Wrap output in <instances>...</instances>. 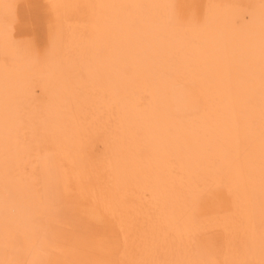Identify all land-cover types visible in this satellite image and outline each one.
<instances>
[{
	"label": "bare ground",
	"instance_id": "bare-ground-1",
	"mask_svg": "<svg viewBox=\"0 0 264 264\" xmlns=\"http://www.w3.org/2000/svg\"><path fill=\"white\" fill-rule=\"evenodd\" d=\"M42 1L50 50L27 66L0 48V264L36 241L49 151L115 220L119 264H203L212 227L236 264H264V0ZM205 200L221 221L198 218Z\"/></svg>",
	"mask_w": 264,
	"mask_h": 264
},
{
	"label": "rangeland",
	"instance_id": "rangeland-1",
	"mask_svg": "<svg viewBox=\"0 0 264 264\" xmlns=\"http://www.w3.org/2000/svg\"><path fill=\"white\" fill-rule=\"evenodd\" d=\"M188 1L170 2L185 8ZM42 6V0H4L0 9V48L9 50L6 55L23 58L27 66L50 50V20ZM174 87V98L181 108L192 104L194 95L188 82L180 81ZM37 114L43 118L45 111L38 107ZM27 139L20 131L19 140L24 143ZM61 169L55 151L38 155L31 172L33 189L40 194L43 206L36 241L27 253L6 246L5 254L12 252V264H119L123 240L115 220L101 207L98 214L94 212V202L85 189L72 181L64 185ZM199 208L198 218L205 219L203 224L221 221L216 219L221 212L216 211L212 200H205ZM220 231L212 227L196 232L193 246L203 257V264H214L212 258L215 264H236L231 257L235 253H226L225 237ZM239 264L247 261L241 259Z\"/></svg>",
	"mask_w": 264,
	"mask_h": 264
}]
</instances>
